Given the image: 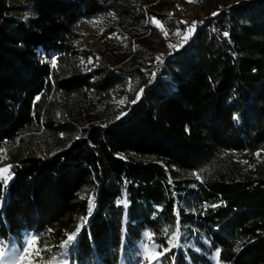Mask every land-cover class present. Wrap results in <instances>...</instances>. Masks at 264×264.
<instances>
[{"label":"trees","instance_id":"trees-1","mask_svg":"<svg viewBox=\"0 0 264 264\" xmlns=\"http://www.w3.org/2000/svg\"><path fill=\"white\" fill-rule=\"evenodd\" d=\"M157 1L0 0V150L11 147L12 165L0 183V244L31 235L58 257L86 218L71 264H120L146 233L167 248L177 229L182 247L167 264H264V0L197 19L152 66L122 64L129 45L76 47L77 25L99 17L127 44L134 30L160 39ZM128 80L138 92L110 112ZM42 128L69 140L45 153L31 136Z\"/></svg>","mask_w":264,"mask_h":264},{"label":"rangeland","instance_id":"rangeland-1","mask_svg":"<svg viewBox=\"0 0 264 264\" xmlns=\"http://www.w3.org/2000/svg\"><path fill=\"white\" fill-rule=\"evenodd\" d=\"M239 0H158L152 6V9L158 12L160 15L165 17V22L155 17V20L161 22L160 26L156 27L162 36L160 39H155L151 36L150 32H144V30H134L132 31L131 42L127 44L123 36L119 33L108 34L109 31V23H111L112 18L104 17V18H94L91 20L81 21L77 25V31L79 32V37L75 41L76 47L82 50H86L89 52H96L99 49L103 48L106 42L113 43V50L118 53H122L124 48L129 45L132 50L131 55L123 60L122 64L130 65L132 67L141 68L146 65H154L157 63L156 57L162 56L166 54L169 50V39L174 37L175 30L172 31L169 25L179 28L182 31L181 36L184 34L186 29L190 27L193 22H196L199 18H204L208 16H214L213 13H219L230 7L232 4L236 3ZM164 3V6L161 4ZM18 17H25L24 14L20 13ZM186 22V23H182ZM170 25V26H171ZM167 32L168 35L165 37L164 33ZM193 33V32H192ZM129 52H123L126 54ZM92 63H88V59L84 61L82 64L85 69H91L95 65V58L92 56ZM138 92L136 82L133 80H128L126 87L120 91V94H111L110 100V112L121 111L125 104L128 101V96L135 94ZM121 100L124 101L123 104L119 103ZM121 114V113H120ZM33 136L32 141L35 145L42 149V151L53 152L60 147H62L68 140L69 137L66 135H61L58 138H52L49 135L43 133V128L39 132L32 133ZM11 147H6L0 150V167H5L3 158L5 153ZM259 158L263 157L262 154L258 155ZM32 237L31 235L27 236L24 243L20 247H15L10 249L8 247V254L6 258H0V264H8L9 260H12L17 252L15 250L21 249L26 240ZM158 243L155 240H152L150 235H144L139 244L130 250L128 254H125L124 259L120 264H147L146 261L142 260L141 253L144 251V245L148 246V257L151 258L156 254L152 250V245ZM173 244L174 240L172 241ZM58 251V249H56ZM156 251H160V249H156ZM176 251V248H175ZM38 253V254H37ZM53 252H51L52 254ZM55 256V255H54ZM168 257H172L171 252L167 253ZM53 255L50 259L47 256L43 255V252H39L34 244L32 247L28 249L26 254V258L24 260H17L16 264H56V261L52 260ZM172 263L171 259H168L165 264ZM212 264H219L216 260H212ZM66 264H71L69 260H66ZM152 264H155L153 260Z\"/></svg>","mask_w":264,"mask_h":264},{"label":"snow or ice","instance_id":"snow-or-ice-1","mask_svg":"<svg viewBox=\"0 0 264 264\" xmlns=\"http://www.w3.org/2000/svg\"><path fill=\"white\" fill-rule=\"evenodd\" d=\"M213 15H218V13H213ZM152 23L159 27L161 22L158 20H155V18L152 19ZM182 23H186V22H182ZM196 23L197 22H193V24L188 27L186 29V31L184 32V34L181 36L180 30L179 28H177L175 35L177 37H180V41L178 44H169L170 48H177V47H182L184 43L187 42V40L190 38L192 32L194 31L195 27H196ZM165 37H167L168 33L165 32L164 33ZM224 36H228V33L225 32ZM156 60L159 62H163L162 57H156ZM43 62V61H42ZM84 61L81 60V64H83ZM88 63L91 64L92 63V58L89 57L88 59ZM50 65L52 68H56L57 67V60L56 58H52L50 61ZM140 92H143V89L140 90ZM37 99H39V97H37ZM139 99V94L136 96V100ZM136 100H133L132 103H135ZM119 103L123 104L124 101L121 100ZM124 113H121V115H123ZM119 118V117H117ZM235 118V117H234ZM246 163V162H245ZM12 165H7L5 167H0V183H2L3 185H7V182L12 178L11 174H10V169H11ZM199 178V177H197ZM118 204L120 203H124L125 207H127V204L125 201H117ZM213 207H215V205H213ZM93 208V201L89 200V215L91 214ZM86 223V218H82L81 220V226L77 227L75 229L74 232H72L71 234L67 235V238L62 240V242L59 244V254L58 257L57 256H53L52 260L56 261V264H66V260H67V256H68V252L69 249L72 248L74 246L75 243V238L76 236H78L79 232L81 231V228L83 226V224ZM146 236L148 235L147 233L145 234ZM179 229H177L176 233L173 234L172 236L168 237V247L165 248L163 245H156L153 243L152 245V250L154 252H156V254L154 256H152L151 258L148 257L147 253H148V246L145 244L144 245V251L141 253L142 256V260L146 261L147 264H152L153 260L155 261V264H165V262L168 259H171L172 261H174V256L172 257H168L167 253L171 252V250L174 247H182V245L177 244H173L172 241L173 240H178L179 238ZM36 237H29L24 246L21 249L15 250L17 252V255L12 259L8 261V264H16L17 260H24L26 258V254L28 252V249L30 247H32V245L36 242ZM205 243H209L208 240L205 241ZM156 249H160V251H156ZM199 251V249H197ZM44 251L50 252L51 248H46L44 249ZM8 254V246L6 244H0V258H6ZM38 254V253H37ZM220 256V251L219 249H217L214 253V259L219 258ZM29 264H30V258H29Z\"/></svg>","mask_w":264,"mask_h":264},{"label":"built area","instance_id":"built-area-1","mask_svg":"<svg viewBox=\"0 0 264 264\" xmlns=\"http://www.w3.org/2000/svg\"><path fill=\"white\" fill-rule=\"evenodd\" d=\"M180 33H181V31H180ZM179 41H180V38L177 37V36H174V37H172V39H171V42H172L173 44H178Z\"/></svg>","mask_w":264,"mask_h":264}]
</instances>
